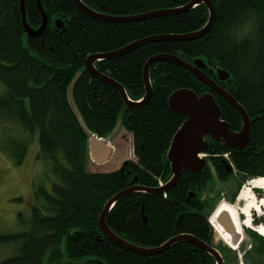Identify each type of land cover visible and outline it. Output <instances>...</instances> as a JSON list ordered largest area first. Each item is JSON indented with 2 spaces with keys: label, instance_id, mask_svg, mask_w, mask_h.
Returning a JSON list of instances; mask_svg holds the SVG:
<instances>
[{
  "label": "trees",
  "instance_id": "obj_1",
  "mask_svg": "<svg viewBox=\"0 0 264 264\" xmlns=\"http://www.w3.org/2000/svg\"><path fill=\"white\" fill-rule=\"evenodd\" d=\"M80 1L105 16L129 17L177 10L190 0ZM210 1L215 19L205 35L185 41H152L94 63L97 71L118 82L127 97L137 101L145 94L143 66L153 55H176L190 63L202 59L203 73L232 95L251 120L245 148L231 149L206 137L208 165L201 173L184 171L163 193L127 194L106 213L105 224L115 235L144 249L161 247L172 237L183 235L209 243L213 234L207 220L209 208L224 181L233 178L224 159L239 176L238 185L264 177V0ZM41 7L47 24L39 35L27 37L20 0H0V84L4 87L0 113L14 119L23 132H37L39 156L52 161L57 181L49 191L41 185L36 189L34 194L41 203L32 206L29 230L0 234V244L16 246V253L0 264H45V256L49 263L60 257L62 243L67 264H215L209 253L184 239L159 253H135L105 236L97 220L106 202L132 181V185L150 189L169 181L166 153L184 120L168 108L166 99L172 92L180 88L192 89L197 95L211 92L231 131L241 128L237 110L191 73L168 61L151 64L148 80L152 95L133 108L125 106L115 87L85 69L88 55L117 51L152 36L196 32L208 20L206 5L128 22L94 19L81 12L74 0H41ZM24 9L28 25L38 28L42 19L36 0H24ZM219 67L229 73L228 79L218 80L215 71ZM77 74L71 95L82 124L67 95ZM119 120L131 136L134 160H124L114 170L89 169L85 127L101 138L109 135ZM26 149V141L16 140L12 162L22 164ZM248 232L264 256V238Z\"/></svg>",
  "mask_w": 264,
  "mask_h": 264
},
{
  "label": "water",
  "instance_id": "obj_2",
  "mask_svg": "<svg viewBox=\"0 0 264 264\" xmlns=\"http://www.w3.org/2000/svg\"><path fill=\"white\" fill-rule=\"evenodd\" d=\"M74 3L78 9L86 13L90 17L94 19H98L104 22H118V21H126L129 20H140V18H148L151 16H162V14H172L175 11H184L194 8V6L198 4H205L208 12L209 18L206 22V25L197 30L194 33L185 34V35H163V36H152L151 38H144L139 41H135L130 43L127 46L119 48L120 50L109 52V53H98L91 54L87 56L85 60V69L87 72H90L96 79H100L103 82L111 84L120 94L123 103L126 107L133 108L140 105H143L152 95L150 80H148L149 67L153 64L154 61H168L174 65H177L180 68H183L185 71L191 73L195 78L202 81L208 88L212 89L215 93L223 99H225L228 104L237 110L240 118L242 120L241 128L237 131H231L228 122L224 121L221 118V110L216 103L211 92L203 93L197 95L192 89L180 88L176 89V91L172 92L166 99L168 108L175 112L180 113L184 120L182 124L179 126L178 130L174 133L170 141V146L166 153L167 160L169 162V167L171 169V177L169 181H167L164 185L158 186V188L150 189L145 188L139 185H132L135 181H132L126 189L121 190L116 193L115 196L110 198L104 208L102 209L100 216L97 220V225L99 226L101 232L110 238L116 245H119L127 250L133 251L135 253L148 254L151 255L153 253H159L170 246L172 243L177 241L187 240L190 243L196 244L200 247L204 252L209 253L215 264H223L222 257L217 250H215L216 244L218 243L219 236L215 233L212 235L209 243H203L195 237L190 235H183L172 237L165 241L161 247L144 249L141 247L134 246L133 244L126 242L118 235H115L109 227L105 224V216L106 213L114 207L117 200L125 197L127 194L134 193L137 191L143 192H152V193H163L169 190L170 186L177 182L180 179L181 174L184 171H190L193 173H201L202 170L208 165V159L204 156L202 157L201 153H203L207 147L208 142L206 137L214 140L218 144L224 143V145L231 149H242L249 143V135H250V124L251 120H249V116L245 109H243L240 104L234 99L232 95H230L224 88L219 86L212 78L208 77L203 73L201 69L205 68L202 59L194 60L192 63L182 60L180 57L176 55L170 54H157L150 57L143 66V81L145 87V94L143 98L137 101H131L128 97L122 85L118 82H115L112 78L107 77L101 72L97 71L94 67V63L98 60H107L109 58L120 56L121 54H125L135 49L141 44L149 43L152 41H185V39H196L200 36L205 35L208 29L212 26V22L215 19V12L213 4L210 0H190L186 5L179 9H175L173 11L167 10L162 12H151L149 14H143L140 16H129V17H113V16H105L98 12H94L88 6H84L80 0H74ZM36 8L41 16V25L38 28H32L28 25V21L26 20V11L24 9V0H20V9H21V20L23 30L25 31L27 37H34L42 33L43 29L47 24L46 14L41 7V0H36ZM56 26H59V23H56ZM212 71V70H211ZM216 77L218 80H226L229 77V73L222 68H217L215 71ZM79 74H77L73 80L70 82V86L67 90L69 105L72 107V110L80 120V116H78L75 105L72 102L71 90L73 86L76 84L77 78ZM118 128H121L120 120L116 123L115 128L112 132L105 137H97L92 132H89L85 127V134L87 135V153L101 154V158H106L111 155L112 149L107 146L113 136L118 131ZM223 165L227 169V173L233 171L231 166L224 159ZM211 224V223H210Z\"/></svg>",
  "mask_w": 264,
  "mask_h": 264
},
{
  "label": "rangeland",
  "instance_id": "obj_3",
  "mask_svg": "<svg viewBox=\"0 0 264 264\" xmlns=\"http://www.w3.org/2000/svg\"><path fill=\"white\" fill-rule=\"evenodd\" d=\"M23 42L26 46V42ZM29 52H31V55L33 54L37 57V54L33 51ZM3 91L4 87L0 84V95ZM16 140H23L27 143V152L22 164L19 165L12 162L11 156L13 153V144ZM113 140L111 144V146L115 148L112 152L113 156L105 160L102 159V161H100L102 162L100 163V168L97 166L99 161H97V164L93 163L92 168H97V170L102 171L114 170L122 166L121 163L124 160H134L133 149L131 147V136H129L124 129L118 128L115 139L113 138ZM38 148L39 142L37 140V132L35 135H29L27 132H23L14 119H9L0 113V234H13L29 230L32 206H39L41 203L40 199H37L34 194L36 189L41 185L49 191L53 182L57 181L56 175L52 170V161L42 160L39 156ZM88 168L90 169V166H88ZM236 177L237 179H235ZM238 177L239 176L233 172V178L224 181L223 185H221L222 190L218 193V196L215 195L216 199L214 200L213 206L209 208L208 218L212 216L219 204H236L238 194L246 188L245 186L252 180H247L238 185ZM253 189L254 191L252 192H255L254 195L257 198H264L263 188ZM232 195H234V198ZM18 198H20V200ZM238 203L239 207L242 208L245 201L240 200ZM262 207L263 209L261 212H252V223L250 227H238L240 231H238L236 227H231L228 224H231L235 218L238 219L239 223L240 221L243 223L244 219L242 220L241 215L237 214L235 215L236 217H234L230 211L224 208L226 211H223V216H218L217 219L220 222L223 221L226 223L223 230L231 231L232 233L230 232V234L239 241L238 247L232 249L226 242H223V240L219 238L215 250L220 253L223 264H264V256L258 251L259 244L257 241L251 239L248 232V230H252L257 235H260L255 231V228L264 223V218L260 216V213L264 210V206ZM211 227L216 231L215 222ZM216 233L218 235L220 232L216 231ZM260 236L264 238L262 235ZM222 247H228L230 252L229 250H224ZM58 249L61 252L60 257L48 263L45 256V264H67L68 259L65 254L63 243L59 245ZM15 250L16 246L14 243L0 244V263L3 259L14 255L16 253Z\"/></svg>",
  "mask_w": 264,
  "mask_h": 264
},
{
  "label": "bare ground",
  "instance_id": "obj_4",
  "mask_svg": "<svg viewBox=\"0 0 264 264\" xmlns=\"http://www.w3.org/2000/svg\"><path fill=\"white\" fill-rule=\"evenodd\" d=\"M245 187L246 188H244L238 194L236 204H228V203L219 204L216 207V210L214 211L212 216L209 218L212 226L214 225V222H215L216 231L220 232L218 234L219 238H221L223 240V242H226L227 245L230 246L232 249H236L238 247L239 241H237L236 237H233L230 234L231 231L229 232V231L223 230L226 223H224L223 221L220 222L217 219L218 216H223V211L225 210L224 208H226L228 211H230V213H232L234 215V217H236L235 215H237V214L241 215L242 220L244 219L243 223L240 221V223H241L240 224L238 222V219L235 218L231 224H228L231 227H236L237 230L240 231V228H238V227H243V226L247 227V228L250 227V224L252 223L251 222L252 221L251 220L252 212L258 213L263 209L262 206H264V198H257L254 195L255 192H252V191H254L253 188H263L264 189V177H257L255 179L250 180L248 185ZM240 200L245 201V204L242 208L239 207V205H238L239 204L238 201H240ZM227 230H229V229H227ZM255 231L264 237V223L259 225L258 227H256ZM237 235H238V233H237ZM232 240H236V241H232Z\"/></svg>",
  "mask_w": 264,
  "mask_h": 264
},
{
  "label": "crops",
  "instance_id": "obj_5",
  "mask_svg": "<svg viewBox=\"0 0 264 264\" xmlns=\"http://www.w3.org/2000/svg\"><path fill=\"white\" fill-rule=\"evenodd\" d=\"M68 103H69V100H68ZM96 136V135H95ZM113 138L115 139V135L113 136ZM113 138H112V140L109 142V143H107V146L109 147V148H111L112 149V152L114 151V147H112L111 146V144H112V142L114 141L113 140ZM111 156H113V153H111V155L110 156H108L109 158H111ZM102 156H101V154L99 153V154H94V153H87V160H88V166H90V168H92V166H93V163H95V164H97V161H99V163L97 164V166H99V167H101V165H100V163H102V162H100V161H102V159H106V158H108V157H106V158H101ZM124 162V161H123ZM103 166V165H102ZM214 234V233H213ZM212 234V235H213Z\"/></svg>",
  "mask_w": 264,
  "mask_h": 264
},
{
  "label": "built area",
  "instance_id": "obj_6",
  "mask_svg": "<svg viewBox=\"0 0 264 264\" xmlns=\"http://www.w3.org/2000/svg\"><path fill=\"white\" fill-rule=\"evenodd\" d=\"M224 156H225V157H227V156H228V154L224 153Z\"/></svg>",
  "mask_w": 264,
  "mask_h": 264
},
{
  "label": "flooded vegetation",
  "instance_id": "obj_7",
  "mask_svg": "<svg viewBox=\"0 0 264 264\" xmlns=\"http://www.w3.org/2000/svg\"><path fill=\"white\" fill-rule=\"evenodd\" d=\"M209 244H210V240H209Z\"/></svg>",
  "mask_w": 264,
  "mask_h": 264
}]
</instances>
